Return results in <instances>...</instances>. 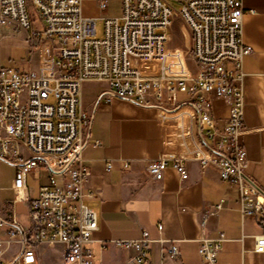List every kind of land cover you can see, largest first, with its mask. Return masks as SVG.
I'll return each instance as SVG.
<instances>
[{
	"label": "built area",
	"instance_id": "built-area-1",
	"mask_svg": "<svg viewBox=\"0 0 264 264\" xmlns=\"http://www.w3.org/2000/svg\"><path fill=\"white\" fill-rule=\"evenodd\" d=\"M82 1L0 0V31L6 25L30 30L29 7L42 29L27 36L36 58L26 70L6 66L0 50V162L15 169L11 214L0 217V264H36L40 246L60 247L61 264H92L86 246L98 225L84 203L94 194L84 192L89 172L81 154L99 143L89 142L90 116L80 109L82 86L92 80L105 83L99 101L117 98L153 108L161 133L177 135L170 139L181 153L151 161L146 166L150 178L161 180L171 162L184 181L187 162L196 161L201 169L214 167L222 182L238 188L242 217L264 211V190L246 173L242 141L248 132L242 60L251 52L241 37L243 0H177L178 11L165 0H122L118 18L85 17ZM92 1L101 11L106 8V1ZM172 23L189 35L180 51L167 47ZM217 101L225 107L221 127L213 107ZM129 166L124 162L125 169ZM39 171L45 173L44 183L32 198L28 176ZM18 203L27 206V225L17 220ZM211 215L201 216L202 227ZM260 223L264 228V217ZM224 240L223 234L202 240L201 264H216ZM149 243L144 233L139 240L114 245L135 250L123 264H147ZM168 251L171 258L178 256L176 246ZM254 252L264 254V234L254 237Z\"/></svg>",
	"mask_w": 264,
	"mask_h": 264
},
{
	"label": "crops",
	"instance_id": "crops-1",
	"mask_svg": "<svg viewBox=\"0 0 264 264\" xmlns=\"http://www.w3.org/2000/svg\"><path fill=\"white\" fill-rule=\"evenodd\" d=\"M102 11L95 1H82L83 16L100 18ZM3 27L14 31L12 25ZM25 32L28 36L29 30ZM182 32L184 43L188 44L189 35L184 27ZM241 37L251 49L242 60L241 82L243 121L248 129L242 139L248 161L246 173L264 190V0H243ZM172 39H175L173 34ZM172 43L171 40L167 44L168 49L181 50L171 47ZM1 59L5 65L8 63L2 53ZM226 68L231 70L232 65L228 63ZM104 91L103 81L85 82L80 102V109L90 116L88 140L91 144L99 143L85 148L81 154L89 172L84 192L94 194L91 199L85 198L84 203L95 212L98 225L86 246L92 254V264H123L134 256L135 250L120 248L114 242L139 240L144 233L150 240L147 264H201L200 243L219 234H223L225 240L216 264H264V254L254 252V237L264 234L260 223L264 211L242 217L238 188L222 182L214 167L201 169L196 161L187 162L188 177L184 181L179 179L171 162L161 180L150 178L146 166L151 161L162 155L172 158L181 153L170 139L177 135L165 130L161 133L158 114L153 108L117 98L99 101ZM213 107L221 127L225 107L218 101ZM173 149L176 155H172ZM124 162L129 163V168L123 167ZM9 167L7 178L0 182V217L3 219L10 217L13 198L11 185L15 169ZM39 173L44 177V171ZM5 191L10 193L9 197L2 195ZM37 194L38 189L33 196L29 193L32 198ZM218 205L221 208L215 211ZM23 207L19 212L15 205V213L17 220L27 225V206ZM208 213L212 215L202 227L200 218ZM157 225H161V231ZM172 245L178 249L176 258L169 256ZM45 247L51 249L40 247L36 264L47 263L43 258ZM59 250L61 252L60 247Z\"/></svg>",
	"mask_w": 264,
	"mask_h": 264
},
{
	"label": "rangeland",
	"instance_id": "rangeland-1",
	"mask_svg": "<svg viewBox=\"0 0 264 264\" xmlns=\"http://www.w3.org/2000/svg\"><path fill=\"white\" fill-rule=\"evenodd\" d=\"M106 1V8L102 11L103 18H118L121 15V4L122 0H102ZM174 11H178L180 8V3L177 0H165ZM29 16L32 30L42 31L40 22L36 17V13L32 7H29ZM180 24H174L172 28V34L174 35V41L172 40L171 47H179L182 49V45L184 43L183 40V32L180 30ZM186 30V29H185ZM187 31V30H186ZM188 33V32H187ZM97 34L101 36L102 27L100 23H97ZM27 34L25 31H13L9 28L2 27L0 31V50L4 59L7 60L6 66L18 68V70H26L28 65H33V57L36 58L34 53L35 47H32V44L29 40H27ZM26 40V41H25ZM35 66V65H34ZM182 95H178V99H182ZM172 155H176L175 150H172ZM9 165L0 162V182L7 178L9 174ZM56 181L59 182L60 178L58 176L55 177ZM44 177L42 173L34 172L28 176L27 180V188L29 189V193L33 196L39 187V185L43 182ZM4 197H9L10 193L8 191L3 192ZM24 206V203H18L17 209L20 212ZM42 247V246H40ZM39 247V248H40ZM51 248V247H50ZM43 258L47 260L46 264H60L61 263V252L59 247L56 246L51 249H44ZM44 260V262H45ZM42 264H45L42 262Z\"/></svg>",
	"mask_w": 264,
	"mask_h": 264
},
{
	"label": "bare ground",
	"instance_id": "bare-ground-1",
	"mask_svg": "<svg viewBox=\"0 0 264 264\" xmlns=\"http://www.w3.org/2000/svg\"><path fill=\"white\" fill-rule=\"evenodd\" d=\"M173 19L176 20V15H175V13L173 14ZM173 25H174V23H172V24L170 25L171 34H170V36H169V39H168V43H167V44H169V42L171 41V38H172V28H173ZM183 150H184V148L182 149V153H185Z\"/></svg>",
	"mask_w": 264,
	"mask_h": 264
}]
</instances>
